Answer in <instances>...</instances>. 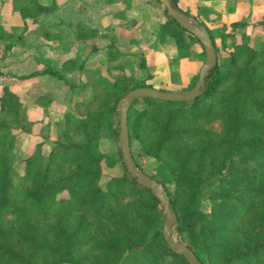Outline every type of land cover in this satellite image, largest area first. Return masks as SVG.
Here are the masks:
<instances>
[{"label":"trees","instance_id":"16d2710c","mask_svg":"<svg viewBox=\"0 0 264 264\" xmlns=\"http://www.w3.org/2000/svg\"><path fill=\"white\" fill-rule=\"evenodd\" d=\"M22 1L15 10L33 22L57 5L55 0L48 5ZM145 2L165 17L157 26L159 41L176 39L177 56L171 64L190 57L192 44L201 45L199 41L166 13L160 0ZM230 25L238 29L246 21ZM21 40L22 32H5L0 23L5 53L1 61ZM229 56V66L221 73L217 61L209 89L193 101L142 98L147 104L128 113L130 145L132 149L136 143L138 156L159 161L150 175L164 184L176 212L173 236L202 264H264V47L257 49L248 40L234 43ZM115 59L108 60L106 74L91 85V98L54 120L47 153L39 142L32 153L16 155L15 131L30 133L33 123L19 97L3 89L0 264H190L162 237L164 216L158 199L137 184L121 162L112 120L116 103L130 88L151 85L136 81L121 63H113ZM75 62L65 61L62 69L46 65L20 78L49 75L71 89L75 85L67 82L65 72ZM139 67L146 69L144 60ZM54 100L51 92L38 93L34 103L47 116ZM214 123L218 130L210 127ZM106 126L116 143L114 151L105 144ZM117 163L123 168L120 176L103 173L104 165ZM64 191L67 195L60 196ZM204 202L208 210L202 208Z\"/></svg>","mask_w":264,"mask_h":264},{"label":"crops","instance_id":"0c3cea01","mask_svg":"<svg viewBox=\"0 0 264 264\" xmlns=\"http://www.w3.org/2000/svg\"><path fill=\"white\" fill-rule=\"evenodd\" d=\"M19 1L0 0V18L3 16L7 20L10 17L15 18L18 13L15 5ZM38 1L48 5L52 0ZM55 2L57 3L55 10L38 19L37 26L42 31L39 38L32 42L31 39L34 37H30L29 33H25L26 36L19 28L18 33L23 32L24 36L23 46L18 43L11 48L3 61L0 59V73L18 74L21 80L20 87L24 86V90L36 89V93H53L54 106L70 105L76 96H85L87 91H91V85L97 81L98 76L106 74L105 69L112 56L116 58L113 63H121L127 73L134 74L138 81L145 80L146 84L158 89H165L162 85L173 82L172 79L175 78L174 82L177 84L174 85L179 88L171 91H186L180 89H190L188 86L194 75L198 76L199 65L204 61L202 46L193 43L194 51L190 57H180L177 63L171 64V60L177 56L176 44L171 43L169 36L164 41H159L157 33L150 29L154 22L152 20H157L155 22L158 23L164 21L160 19V14L163 16L161 11L151 2L145 0H55ZM176 2L181 9L201 21L213 39L218 29L220 32L222 27L232 22L245 20L247 23L251 18H255L260 20V25L264 24V15L261 17L264 14V0H176ZM219 20L222 22L221 26ZM3 24L5 28L8 26L4 22ZM93 32L95 33L92 34ZM67 60L77 61V65L75 62L72 69L65 72L67 82L75 85L74 88L69 89L62 80L49 75L20 78L21 75L41 71L46 65L62 69L63 63ZM142 60L145 61L146 69L139 67ZM81 63L83 66L79 69ZM148 75L150 78L147 79ZM25 105L30 120L42 119L41 106L34 102Z\"/></svg>","mask_w":264,"mask_h":264},{"label":"rangeland","instance_id":"374dc122","mask_svg":"<svg viewBox=\"0 0 264 264\" xmlns=\"http://www.w3.org/2000/svg\"><path fill=\"white\" fill-rule=\"evenodd\" d=\"M22 3H23V1L20 0L18 4H22ZM148 3H150V2H148ZM263 15L264 14H262L261 17H263ZM163 16L160 14L161 20H163V19L165 20V17H163ZM4 17L5 16H3V18H0V23L2 24L5 32L15 34V33H18V29L20 28L21 30H23L24 34L29 33L30 37H32V38L34 37L33 40L31 39L32 42H35L36 40H34V39L35 38L38 39L40 36L39 34H41V32H42L39 30L40 29L39 26H37L38 20L36 22H33L31 19H28V18L23 19L19 13L16 14L15 18L10 17L9 20H7V18H4ZM152 21H154V22H152ZM152 21H151L152 27L150 29H152V31L155 32V34H156L157 29H158L157 28L158 22H155L157 20H152ZM3 22L8 25V26H6V28H5V25L3 24ZM160 22L161 21H159V23ZM219 22H220L219 25L222 24V22L220 20H219ZM223 23H225V22H223ZM259 23H260V20H256L255 18H251L250 22H247L246 26H244V27L235 29L231 25L226 24L224 27H222V29H220V32L218 29V32L214 33V40L216 43V50H217V59L219 62V69H220L221 73H223L224 70L230 64V56L229 55H230V51L233 48L234 43H241L243 41L246 42V40H248L249 44L252 45L253 47L257 48V49L264 47V24L260 25ZM250 25H251V27H249ZM9 29H11V30H9ZM23 32H22V34H23ZM243 33L247 34L246 38L245 37L242 38ZM169 39L172 41L171 43L173 45L176 44L175 38L169 37ZM22 41H24V40H21V42H20L21 47L23 46ZM0 47H2V46H0ZM190 51H191V53L194 51L192 47H191ZM3 54L5 55L4 51L2 50L1 55H3ZM200 65H199V67H200ZM130 68L131 67H129V69ZM102 70H104V68ZM173 73L174 72H172V74ZM161 77L163 78V76H161ZM164 77H167V76H164ZM136 80H137V78H136ZM174 80H175V78L172 79L173 82L166 83V84L162 85L163 88L165 87V89L169 88L170 90H178L179 87L177 85H174V83H176V82H174ZM196 80H197V75H194V77H193V79H192V81L188 87L191 88L195 84ZM20 85H21V80L18 78V74L14 75L11 73H3L0 75V95L2 94V91L5 87L9 88L12 92L15 93V95H17L19 97V99L21 101V105L24 108L26 106L25 104L35 101V97L37 96L38 93H36L37 92L36 89L24 90V86L20 87ZM156 86H158V84H156ZM222 89H224V85L219 86V91ZM180 90H188V89L182 88ZM91 96H92V90L87 91L85 96L84 95H80V96L78 95V97L76 96L75 100L70 105H65V107L64 106L59 107V106H54V104H50L47 107L48 108L47 116H45L43 114V117L41 120H38V121L31 120L33 125L31 127L30 133H24L23 134V133H20L18 130L15 131V133H17V135H18L17 141H16L15 146H14V152L16 153V155L18 157H21L23 155H27V154L32 153L35 149L36 144L39 142L44 143L42 149H43L44 153H47L51 149L52 141L54 139V132H53V127H52L54 120L57 121L58 119H61L63 117L64 113L68 109L74 110V108L76 107V104L78 102L84 101V100H89L91 98ZM146 104H147L146 100L137 99V100H135L133 105L130 107L129 112H134L137 109L144 107ZM91 107H93V104L91 105ZM42 112H43V108H42ZM28 119L30 120L29 116H28ZM210 127L212 129L218 130V124L217 123L212 124ZM110 129L111 128L108 126L103 128V132L106 136L105 144L112 151H114V150H116V148H115L116 143L113 140V138L110 136ZM132 149H133V153L135 154L137 160L143 165L144 170L148 174H155L157 169H158L157 166L159 165V161H157L156 159H154L150 156H143V157L138 156L136 153L137 145L135 142H133V148ZM19 171H22V170L20 169ZM103 173L107 176H120L123 173V168H122L120 163H117L114 166L104 165L103 166ZM166 186L170 192L173 191V186L171 184L167 183ZM62 195H67V193L64 191L60 194V196H62ZM208 207H209V204L207 202L202 203V208H204L205 210H208ZM172 234L173 235L175 234L173 229H172ZM201 257L205 262L206 258L204 256H201Z\"/></svg>","mask_w":264,"mask_h":264},{"label":"water","instance_id":"95a60500","mask_svg":"<svg viewBox=\"0 0 264 264\" xmlns=\"http://www.w3.org/2000/svg\"><path fill=\"white\" fill-rule=\"evenodd\" d=\"M166 13L184 30L191 33L204 50V61L199 68L195 84L186 91L162 90L151 86H135L130 88L116 103V111L112 120L117 127V146L121 162L127 173L141 187L148 189L158 199L163 212L161 227L162 237L173 252L181 254L190 264H202L198 256L185 244L179 242L172 234L177 222V215L170 202L169 194L164 184L153 178L136 164L129 138L128 113L132 103L137 99L158 101L189 102L202 96L210 87L211 71L217 64V52L210 31L191 13L179 7L175 0H160Z\"/></svg>","mask_w":264,"mask_h":264}]
</instances>
